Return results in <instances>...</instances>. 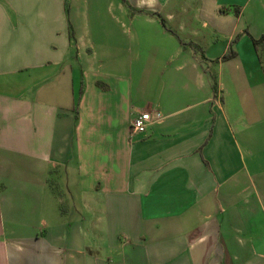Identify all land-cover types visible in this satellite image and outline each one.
Returning <instances> with one entry per match:
<instances>
[{"label": "crops", "instance_id": "0c3cea01", "mask_svg": "<svg viewBox=\"0 0 264 264\" xmlns=\"http://www.w3.org/2000/svg\"><path fill=\"white\" fill-rule=\"evenodd\" d=\"M128 1L0 0V264H264V0Z\"/></svg>", "mask_w": 264, "mask_h": 264}, {"label": "trees", "instance_id": "16d2710c", "mask_svg": "<svg viewBox=\"0 0 264 264\" xmlns=\"http://www.w3.org/2000/svg\"><path fill=\"white\" fill-rule=\"evenodd\" d=\"M157 17H159V15H157ZM159 19L161 20V22L163 23V20L159 17ZM261 39L264 40V34L261 36ZM183 46L189 48L190 50H192L194 52V54L197 56V58L200 60V63L206 64V72L209 74V78L211 81V88L213 91V94L216 95L218 92V86H217V81H216V75L214 73V71L210 70L209 67V63L207 62V58L205 57L203 50L197 46L196 44L193 43H183ZM233 53L231 51V49H229L222 57L221 60H225L228 59L230 57H232Z\"/></svg>", "mask_w": 264, "mask_h": 264}, {"label": "built area", "instance_id": "2783aa9c", "mask_svg": "<svg viewBox=\"0 0 264 264\" xmlns=\"http://www.w3.org/2000/svg\"><path fill=\"white\" fill-rule=\"evenodd\" d=\"M151 122L150 114L148 112H141L132 119L131 131L133 133L143 132Z\"/></svg>", "mask_w": 264, "mask_h": 264}, {"label": "rangeland", "instance_id": "374dc122", "mask_svg": "<svg viewBox=\"0 0 264 264\" xmlns=\"http://www.w3.org/2000/svg\"><path fill=\"white\" fill-rule=\"evenodd\" d=\"M107 1H113V2L119 1V2H123V3H125V6L128 8V10L131 11V12H138V13H140V12H146L147 13L148 11H150L148 8H145V7L139 8L137 5H132V4L129 3L128 0H107ZM133 1H135V3L137 2V0H133ZM188 17H190V15ZM170 25H171V27H174L175 24L174 23H171ZM183 37H184V35H183ZM185 39H187V38H185ZM186 41H188V40H186ZM186 43H189V42H186ZM209 67H210V70L213 71L212 66L210 65Z\"/></svg>", "mask_w": 264, "mask_h": 264}]
</instances>
